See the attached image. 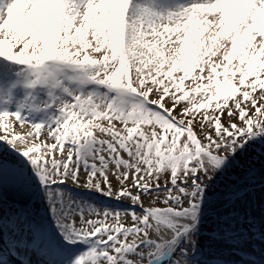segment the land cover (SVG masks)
Here are the masks:
<instances>
[{
    "label": "snow or ice",
    "instance_id": "obj_1",
    "mask_svg": "<svg viewBox=\"0 0 264 264\" xmlns=\"http://www.w3.org/2000/svg\"><path fill=\"white\" fill-rule=\"evenodd\" d=\"M0 264H264V0H0Z\"/></svg>",
    "mask_w": 264,
    "mask_h": 264
},
{
    "label": "water",
    "instance_id": "obj_2",
    "mask_svg": "<svg viewBox=\"0 0 264 264\" xmlns=\"http://www.w3.org/2000/svg\"><path fill=\"white\" fill-rule=\"evenodd\" d=\"M4 197L6 199L12 200L17 203L23 204L24 201L21 199V197L15 192L11 187H6L4 191Z\"/></svg>",
    "mask_w": 264,
    "mask_h": 264
},
{
    "label": "rangeland",
    "instance_id": "obj_3",
    "mask_svg": "<svg viewBox=\"0 0 264 264\" xmlns=\"http://www.w3.org/2000/svg\"><path fill=\"white\" fill-rule=\"evenodd\" d=\"M19 204H21V203H17V202H14V201H12V200L5 199V198H4V211H5V213L8 212V210H9V205H19ZM36 207H37L39 210L42 211V207H40L39 205H37ZM256 214L258 215V213H256ZM257 243H258V242H257ZM236 259H238V257H236Z\"/></svg>",
    "mask_w": 264,
    "mask_h": 264
}]
</instances>
